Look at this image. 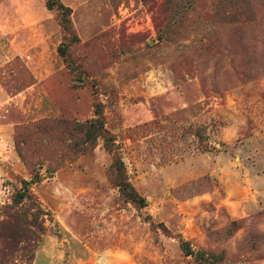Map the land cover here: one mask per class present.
I'll return each instance as SVG.
<instances>
[{
	"label": "rangeland",
	"instance_id": "obj_1",
	"mask_svg": "<svg viewBox=\"0 0 264 264\" xmlns=\"http://www.w3.org/2000/svg\"><path fill=\"white\" fill-rule=\"evenodd\" d=\"M46 1L0 0V228L35 174L45 213L15 264H199L181 240L264 264V0H60L72 34ZM96 102L144 210L112 183L102 140L59 166L65 145L24 135L34 169L19 156L17 127L84 123Z\"/></svg>",
	"mask_w": 264,
	"mask_h": 264
},
{
	"label": "trees",
	"instance_id": "obj_2",
	"mask_svg": "<svg viewBox=\"0 0 264 264\" xmlns=\"http://www.w3.org/2000/svg\"><path fill=\"white\" fill-rule=\"evenodd\" d=\"M175 2L176 0H163L161 7L171 11ZM46 7L48 10L56 11L59 14L58 21L60 26L64 31L72 34V10L66 7L60 0H47ZM75 40L78 39L75 37ZM58 52L68 66H72L75 61L69 52V45L62 43L58 48ZM94 109L95 117L84 123L71 119H42L31 125L17 127L15 140L19 156L27 166L34 169L35 165L19 145L24 135L25 142H27L26 138L30 135L28 140L34 137L39 138L43 143L46 141V143H50L51 145L53 142L56 145L57 143L61 146L65 145L67 153L63 156L58 154L61 159L56 158L59 166H63L64 162L72 163L79 155L89 153L96 147L98 141L102 140L106 150L112 155V164L109 171L112 183L119 189L120 195L126 203L132 204L138 210L146 209L148 206L146 199L140 195L130 182L127 168L119 153V147L116 145V139L106 128L103 104L96 102ZM49 153L52 155L56 152L49 149L47 154ZM62 159L65 161H62ZM41 178L40 174H35L31 181H23L22 189L15 195V204L23 205L24 203H28L29 207L21 210L18 209L9 214L7 218L8 222H4L0 228L3 230L0 233V264H15L17 252H19L18 246L21 243H25L26 245L21 249V252L32 253L33 251L31 244L34 239H32L30 232L24 229V226H34V222L37 224L40 216L45 215L40 206H36L37 201L31 192V185L40 182ZM41 229L43 230L42 226ZM164 230H166L165 227ZM181 249L186 256L194 257L199 264H221L224 260L222 255H216L209 251H194L185 240H181Z\"/></svg>",
	"mask_w": 264,
	"mask_h": 264
},
{
	"label": "crops",
	"instance_id": "obj_3",
	"mask_svg": "<svg viewBox=\"0 0 264 264\" xmlns=\"http://www.w3.org/2000/svg\"><path fill=\"white\" fill-rule=\"evenodd\" d=\"M22 49V48H21ZM7 55H8V53H7ZM23 56H22V58H25V56H26V53H23L22 54ZM7 58H9V56H6ZM3 58H5V57H2V59ZM29 58V57H28ZM31 59V58H30ZM33 61H34V57H32V61L30 62V63H33Z\"/></svg>",
	"mask_w": 264,
	"mask_h": 264
}]
</instances>
